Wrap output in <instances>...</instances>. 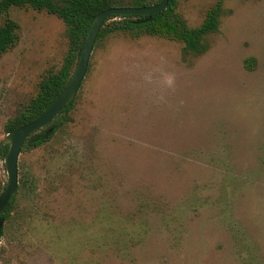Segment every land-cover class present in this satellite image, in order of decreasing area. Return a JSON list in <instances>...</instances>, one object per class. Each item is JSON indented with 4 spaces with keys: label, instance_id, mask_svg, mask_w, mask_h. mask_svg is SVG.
I'll return each mask as SVG.
<instances>
[{
    "label": "rangeland",
    "instance_id": "rangeland-1",
    "mask_svg": "<svg viewBox=\"0 0 264 264\" xmlns=\"http://www.w3.org/2000/svg\"><path fill=\"white\" fill-rule=\"evenodd\" d=\"M216 1L177 12L198 27ZM7 17L20 30L0 57V142L69 49L56 15ZM206 42L194 54L163 36L96 41L53 119L67 123L20 153L0 264H264V0H223Z\"/></svg>",
    "mask_w": 264,
    "mask_h": 264
},
{
    "label": "trees",
    "instance_id": "trees-1",
    "mask_svg": "<svg viewBox=\"0 0 264 264\" xmlns=\"http://www.w3.org/2000/svg\"><path fill=\"white\" fill-rule=\"evenodd\" d=\"M161 0H0V57L11 49L19 40V24L7 17L13 7L30 6L37 10H45L60 18L66 26V36L69 41V49L62 66L56 72H48L39 84L37 95L32 98L24 108L14 117L8 119L5 131L12 133L22 125L36 119L53 102L69 82L77 66L84 41L95 17L105 9L111 7H143L159 3ZM178 0H169L166 9L153 15H118L121 21L105 22L101 28L97 40L108 35L121 32L131 36L143 34L163 36L178 40L184 44L186 53H204L209 45L207 36L218 31L219 19L223 12V0H217L206 15L205 20L198 27H190L185 19L177 12ZM3 17L5 19L3 20ZM150 18V20H147ZM74 101L68 104L60 113L67 112ZM58 116L54 118L57 119ZM69 116L64 119L51 121L46 127L32 134L25 142L32 148L39 147L48 142L55 133L67 123ZM9 146L0 149V161L4 160ZM22 148V150H23ZM5 188V183L0 177V189ZM17 196V195H16ZM11 202L7 211L1 215L4 220L10 217L14 202ZM3 228L0 232V237Z\"/></svg>",
    "mask_w": 264,
    "mask_h": 264
},
{
    "label": "water",
    "instance_id": "water-1",
    "mask_svg": "<svg viewBox=\"0 0 264 264\" xmlns=\"http://www.w3.org/2000/svg\"><path fill=\"white\" fill-rule=\"evenodd\" d=\"M168 2L169 0H161L157 4L143 7H111L100 12L91 24L77 66L64 89L36 119L17 128L0 142V149L5 145L9 146L4 157L7 181L3 192L0 194V232L4 225V219L1 215L7 211L18 192V160L22 148L32 134L50 124L68 104L75 100L87 72L90 56L98 34L105 22L112 16L118 15L139 16L157 14L166 9ZM147 20H150V18Z\"/></svg>",
    "mask_w": 264,
    "mask_h": 264
}]
</instances>
